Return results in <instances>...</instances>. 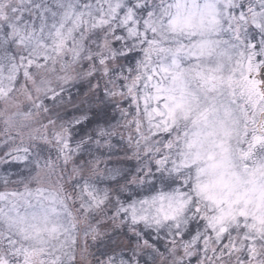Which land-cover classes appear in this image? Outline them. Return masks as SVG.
<instances>
[{
    "label": "snow or ice",
    "instance_id": "obj_1",
    "mask_svg": "<svg viewBox=\"0 0 264 264\" xmlns=\"http://www.w3.org/2000/svg\"><path fill=\"white\" fill-rule=\"evenodd\" d=\"M0 264H264V0H0Z\"/></svg>",
    "mask_w": 264,
    "mask_h": 264
}]
</instances>
